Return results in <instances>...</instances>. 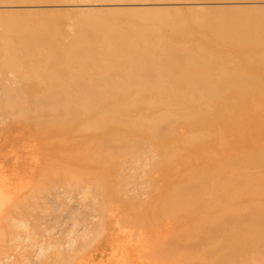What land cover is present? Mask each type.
Instances as JSON below:
<instances>
[{
    "label": "bare ground",
    "instance_id": "1",
    "mask_svg": "<svg viewBox=\"0 0 264 264\" xmlns=\"http://www.w3.org/2000/svg\"><path fill=\"white\" fill-rule=\"evenodd\" d=\"M243 7H216L214 19H198L195 27L181 18L179 22L150 20L148 12L140 18L142 25L121 19L115 28L103 29L106 19L89 23L74 40L61 43L64 55L46 77L49 84L38 94L37 103L31 100L36 95L31 88L7 89L0 80V188L11 187L7 195L0 194V207L25 188V182L21 187L14 182L16 177H32L46 169L34 154L37 146L30 156L19 153L16 146L22 138L37 137L45 157H64L66 164L83 156L99 163L104 157L105 169L97 179L106 182L113 174L109 168L114 160L141 147L137 131L152 132L155 139L166 142L165 148L187 137L186 147L195 149L183 153L180 147L182 156L189 159L203 153L210 158L180 174L178 192L173 190L176 195L169 197L185 196V202H179L180 220L188 221L195 213L186 211H194L204 222L129 230L131 241L114 245V255L105 263L264 264V71L253 67L256 56L264 53V39L247 33L250 24H258L264 35V9L257 10L259 17L254 19L245 13L255 8ZM26 23L13 11H0V73L10 70V75L37 87L39 76L27 74L36 67L33 55L53 32L64 30V24L39 31ZM176 34L181 38L174 39ZM114 35H119L118 44L111 43ZM214 35L220 38L208 41ZM151 37L157 38L155 44L149 42ZM247 49L243 61L234 55ZM219 55L227 62H219ZM242 62L246 69L238 68ZM205 70L209 74L204 75ZM211 127L219 128L217 137L205 135ZM228 145L238 148L220 156L200 150ZM229 182L234 186L227 187ZM196 188L203 198L190 200L188 191ZM210 194H217L219 202L204 210L200 203ZM224 195L229 200L221 199ZM228 204L235 207L230 209ZM192 205L199 209L193 210ZM167 210L165 203L162 214ZM145 239L149 241L143 243ZM131 248L134 253L128 256Z\"/></svg>",
    "mask_w": 264,
    "mask_h": 264
},
{
    "label": "rangeland",
    "instance_id": "2",
    "mask_svg": "<svg viewBox=\"0 0 264 264\" xmlns=\"http://www.w3.org/2000/svg\"><path fill=\"white\" fill-rule=\"evenodd\" d=\"M4 1L0 0V11L15 12L20 20L27 21L28 27L42 31L56 24H64V30L53 32L45 42L38 46V50L33 55L36 67L32 73L27 74L39 76L37 87L33 86L31 81L22 80L19 75L16 76L12 73L10 75V70H3L0 73V80L5 81L7 89L11 86V89L19 87L29 91L31 88L36 92V95H33L34 97L31 99L36 103L38 94L44 90V85L49 84L46 77L49 78L55 72L57 62L64 55L61 43L74 40L81 33L80 30L85 25L88 26L89 23L94 24L101 19L102 21L106 19L103 22L106 28L103 29L115 28L120 24L121 19H126L125 21L130 23L136 20L142 25L144 23L140 18L150 13L148 14L151 17L150 20L168 19L179 22V18H181L180 21L185 20L188 26L195 27L198 19H214L216 7L245 6L243 8L250 9L253 6L255 9L246 11L245 15L254 19L259 17L257 10L264 9V0H18L19 4H17V0ZM259 6L262 7L258 8ZM174 7L176 8L174 9ZM152 12L156 14H152ZM231 26L235 27V23H232ZM261 27L258 24H250L247 33L264 39V35L260 33ZM174 36V39L181 38V34ZM118 37L119 35H114L111 38V43L118 44L120 42ZM219 38L214 35L208 41H216ZM149 42L155 44L157 38L151 37ZM91 43L88 41V44ZM247 52L248 49L241 50L234 55L243 61ZM218 57L219 62H227L225 57L221 55ZM256 58L258 62L253 67L256 70L264 71V53L257 55ZM76 62V59H72V63ZM244 65L246 64L242 62L238 68L246 69L247 67ZM203 74L207 75L209 72L205 70ZM261 82L264 84V80ZM1 97L0 91V100H2ZM218 129V127L208 128L205 135L217 137ZM141 131L140 133L137 131V133L142 137V143L145 145L140 143L141 147L140 145L137 146L138 148L135 147L136 149L134 148L127 157L125 156L126 158L115 159L109 168L113 174L108 176L109 181L106 182L97 179L105 169L101 164L105 160L104 157L103 160L100 159L99 163H90L91 158L87 156L88 159H85L83 156L66 164L64 157L57 155L45 157L43 143L37 137L22 138L16 146L18 151L21 149L19 153L24 157L30 156L33 154H30L31 148L37 146L33 149V151L35 150L34 154H37L40 164L48 170L45 169V172L40 174H32V177L22 175L14 179L19 187L23 185L22 188H25H21V193L16 194L17 197L13 196L14 199H9V203L5 201L0 207V217L4 216L2 220L0 218L2 221H0L2 228L0 230V264H106V260L114 255L116 248L114 245L131 241L127 236L129 230L134 231L133 229L139 226L141 229L155 230V228H166L170 225L185 226L186 224L185 227H188L196 225L198 222L203 223L204 219H201V215L194 211H186L195 213V216L189 218L188 221L180 220L182 211L179 202L184 203L185 196L178 198L179 195H175L178 192L176 188L180 187V174L185 175L187 171L195 170L197 165H203L210 157L208 158L203 153L198 156L193 155L192 158L188 157L189 159L182 156L178 150L181 149L183 153H186L195 149V147H186L187 137L181 138L171 148H165L164 140L155 139L154 134L150 131ZM261 142L263 141L259 143ZM26 144H30V149ZM169 148L170 150H168ZM232 148L237 149L238 147L228 145L223 148H201L200 150L213 152L211 156H220L223 154L222 152ZM174 150L179 153L178 156L181 155L180 158L173 157L176 154ZM177 157L178 159H176ZM67 166L69 170L70 168L72 170L69 171ZM20 183L24 184L20 186ZM226 186L232 187L234 183L229 182ZM10 188L2 186L0 194L7 195ZM173 190L176 193L172 192ZM173 194H175L174 199L169 197ZM188 194L190 200L198 201L203 198V193L198 188L188 191ZM169 198L170 201L173 200V204L168 202ZM221 199L229 200V197L224 195ZM1 201L2 197L0 206ZM218 202V195L210 194L200 204L205 210ZM14 203L15 206L12 205ZM165 203L168 204L166 215L161 212ZM169 204L173 205L172 208L169 207ZM192 206L193 210L199 209L198 206ZM226 207L231 209L235 207V204H228ZM2 209L3 212L6 209L7 213L3 214ZM8 212L11 215H6ZM5 216L8 218L6 219ZM11 219L12 221H10ZM148 241L149 239H145L143 243ZM126 253L128 256L133 254V248Z\"/></svg>",
    "mask_w": 264,
    "mask_h": 264
}]
</instances>
